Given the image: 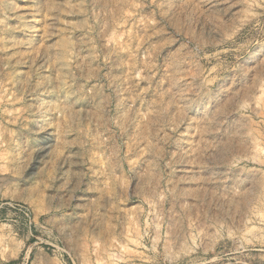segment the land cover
Listing matches in <instances>:
<instances>
[{
    "label": "rangeland",
    "instance_id": "obj_1",
    "mask_svg": "<svg viewBox=\"0 0 264 264\" xmlns=\"http://www.w3.org/2000/svg\"><path fill=\"white\" fill-rule=\"evenodd\" d=\"M0 264H264V0H0Z\"/></svg>",
    "mask_w": 264,
    "mask_h": 264
},
{
    "label": "bare ground",
    "instance_id": "obj_2",
    "mask_svg": "<svg viewBox=\"0 0 264 264\" xmlns=\"http://www.w3.org/2000/svg\"><path fill=\"white\" fill-rule=\"evenodd\" d=\"M226 3V2H225ZM230 6V5H229ZM230 9V8H229Z\"/></svg>",
    "mask_w": 264,
    "mask_h": 264
}]
</instances>
